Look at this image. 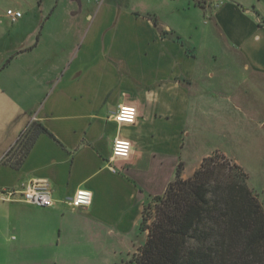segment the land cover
<instances>
[{"label":"crops","instance_id":"crops-1","mask_svg":"<svg viewBox=\"0 0 264 264\" xmlns=\"http://www.w3.org/2000/svg\"><path fill=\"white\" fill-rule=\"evenodd\" d=\"M67 1L41 0L33 14L41 26L29 32L35 42L0 60V188L47 179L55 200H0V257L113 241L133 252L147 235L140 227L150 198L165 192L179 164L190 178L182 158L189 116L216 76L204 45L226 52L228 72L264 73V0L83 1L81 10ZM60 34L78 35V43L42 59L45 42ZM121 104L138 107L135 124L112 119ZM119 136L133 151L112 161ZM79 188L93 192L90 206L66 202Z\"/></svg>","mask_w":264,"mask_h":264},{"label":"rangeland","instance_id":"rangeland-1","mask_svg":"<svg viewBox=\"0 0 264 264\" xmlns=\"http://www.w3.org/2000/svg\"><path fill=\"white\" fill-rule=\"evenodd\" d=\"M43 1L44 6L51 2V0ZM72 1L67 2H71L78 10H81L87 2L96 6L103 0H81L77 3ZM123 1L130 3L136 0ZM17 8L27 16L26 19L24 18L23 23L26 22L24 25L13 22L6 15L8 9ZM161 8L163 12L169 9L170 12L175 11L177 15L179 13L177 9L174 10L173 4H163ZM41 9V0H0V60H6L15 53L6 50H15L20 42L24 45L35 42L36 35L29 32L34 29L36 23L41 26L43 18L36 19L33 15L40 16ZM204 19L210 22L208 17ZM56 22L57 17L50 26ZM56 26L61 28L58 24ZM77 37L78 35L71 34L49 37L45 42L46 47L42 49V59H50L53 50L56 51L61 44L78 43ZM181 38V41H185L184 37ZM80 40H83L82 37L79 38ZM204 46L201 56L211 61L208 69H213L216 76L214 79L207 78L206 84L209 89L198 103L194 100L189 116L187 127L190 134L185 140L182 158L187 169L192 167V170L186 173V176H193L194 169L200 168L208 156H213L217 161L229 166L238 164L247 173L248 185L264 209V73L253 69L246 71L242 67H236L235 72H228L231 68H225L224 61L221 63L227 58L226 52L211 48L210 43ZM213 53H217L216 58L211 56ZM221 68L225 71L222 72ZM205 153L209 155L202 157L201 155ZM183 173H185L184 166L182 176ZM172 174L176 178V172ZM155 203L156 196H153L145 205V207L150 205L146 209L148 225H151L155 218L153 210ZM148 236L149 231L145 241L138 243L139 246H135V250L131 253H128V249L132 248V245L128 243L116 241L107 244L81 243L76 244L72 251L62 250L56 253L33 251L16 253L10 258L1 256L0 264H129V260L146 242Z\"/></svg>","mask_w":264,"mask_h":264},{"label":"trees","instance_id":"trees-1","mask_svg":"<svg viewBox=\"0 0 264 264\" xmlns=\"http://www.w3.org/2000/svg\"><path fill=\"white\" fill-rule=\"evenodd\" d=\"M182 169L156 196L151 225L145 207L149 236L129 264H264V209L247 173L213 156L188 179Z\"/></svg>","mask_w":264,"mask_h":264},{"label":"built area","instance_id":"built-area-1","mask_svg":"<svg viewBox=\"0 0 264 264\" xmlns=\"http://www.w3.org/2000/svg\"><path fill=\"white\" fill-rule=\"evenodd\" d=\"M6 15L13 22H16L23 17V12L21 10H17V9H8ZM121 105L134 107L136 109V114H135V118H134L133 122H121L120 124H135L137 122L138 116H139L138 107L135 105H128V104H121ZM121 105L118 107L117 112L112 115V119L115 115H118L120 113ZM118 139L128 141L130 143L129 155L127 158L120 157V156H115V158H113L114 157L115 141ZM115 141H114V145H113L111 160L116 161L119 159H128L131 156L132 151H133V142L130 139L124 138L121 136L116 137ZM83 189H86V188H83ZM87 190H89V189H87ZM77 191L78 190H76L74 195L69 197L66 202L73 208L88 207L89 205H87L85 203H80L79 205H76L74 203V199L76 198ZM0 200L9 201V202H11V201H24V202H27L29 204L37 205L40 207H52L55 204V200H54V198L52 196V192H51L50 183L47 179L31 180L30 182L23 185L20 190L0 188ZM92 202H93V196H92Z\"/></svg>","mask_w":264,"mask_h":264},{"label":"clouds","instance_id":"clouds-1","mask_svg":"<svg viewBox=\"0 0 264 264\" xmlns=\"http://www.w3.org/2000/svg\"><path fill=\"white\" fill-rule=\"evenodd\" d=\"M136 114V109L131 106H123L121 105V111L118 115H115L113 119L117 122L119 127L121 122H133ZM111 122V121H110ZM130 143L124 140H116L115 148H114V157L120 156L127 158L129 155ZM93 193L91 190L80 188L76 193V198L74 199V203L79 205L80 203H85L87 205H91L92 203Z\"/></svg>","mask_w":264,"mask_h":264}]
</instances>
